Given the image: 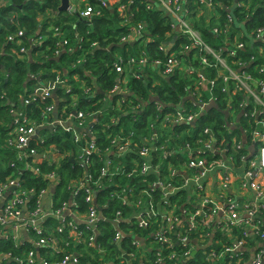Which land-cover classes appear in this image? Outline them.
I'll return each instance as SVG.
<instances>
[{
    "label": "trees",
    "instance_id": "1",
    "mask_svg": "<svg viewBox=\"0 0 264 264\" xmlns=\"http://www.w3.org/2000/svg\"><path fill=\"white\" fill-rule=\"evenodd\" d=\"M3 1L4 5L0 8V180H3L13 170L19 172L21 188L32 190L36 195L44 189L45 182L40 175H35L32 170L26 169L25 164L37 168L40 173L47 174L53 171L59 179L54 197L56 204L63 203L69 198L68 187L71 184L82 181L83 170L78 168L74 162H70L69 159L72 158L71 153L76 158V154L83 148L84 143L73 141L70 133H65L61 129L53 132L40 131V136L44 138L45 143L37 146L35 142H31L30 148H34L38 155L27 157L21 164L17 160V153L5 144L11 132L13 112L22 113V115L30 117V120L40 122L41 111L52 104L53 99H48L40 104H25L24 99L32 93L37 83L52 81L57 75L70 87L71 91L68 95H73L77 99L76 110L98 118L101 125H94L92 133L94 145L101 154L110 147L116 136L130 138L139 147L141 137H149L152 132H155L158 137L157 144L169 147L165 151L152 153L153 166L164 169L168 163L173 166L186 165L189 157H183L178 152L186 143L194 145L197 139H203L205 137L202 136L204 128L212 131L217 139V144L221 147L229 148L231 139L241 141L245 136L244 150H240L239 154L235 156L249 153L252 143L247 134L252 123L235 112V114L237 113L236 125L225 127L227 126L226 122L232 120V116L229 117L226 114L227 99L221 93L216 94L217 101L206 107L192 123L172 126L166 123V116H173L178 109L191 104L188 101L187 91L194 88L200 67L194 60L198 57L196 50L186 51L183 55L178 53L188 44V40L184 35L172 29L171 18L156 1L107 0L102 4L100 0H86L87 4H81V9L63 12L58 11L60 0ZM232 2L234 1L214 0L219 9L221 27L228 25L225 7L230 6ZM86 6H90L98 12L90 20L79 16ZM121 6L125 8L124 12L127 18L120 16L119 8ZM196 8L198 6L192 3L188 7L191 23L207 44L215 49L219 48L222 46V42L211 32L213 22H206L203 18L194 22V17L198 16L195 15ZM46 11L50 12V16L41 24L38 18L43 16ZM234 15L235 21L232 24V30L235 32L243 30L242 25L247 32L257 26H264V3L251 0L248 12L242 15L236 12ZM139 25L142 30L136 34L137 37H134L135 34L132 32L134 33ZM18 31L23 32V35L15 40L16 42L20 40V43L8 42V37L16 35ZM130 35L131 38H134L124 41L127 43L121 47L123 45L121 39ZM62 40L67 42L65 50H61L60 47ZM164 43L172 44V49L169 52L178 53L177 58L182 60L181 67L177 69L178 72L176 71L172 76H164L158 69L144 67L143 71L140 70L133 76H128V83H125L126 94H110L113 88L118 85L119 75L112 67L117 57L122 59L120 64L123 70L126 69L125 60L128 56L139 58L141 55H145L148 61L164 62L167 53L159 49V46ZM21 47L26 50L23 54L19 53ZM70 48L72 51L68 53L67 49ZM18 55H21V58ZM260 62H264V59L258 58V63ZM183 65L192 69L193 73L188 75L189 77L180 74L179 71ZM201 69L204 68L201 67ZM124 74L125 72H123ZM204 74L207 79L216 76V73L209 69H205ZM81 83L86 89L94 91L93 96L84 94L83 89L80 88ZM97 90H100L101 93H97ZM65 93L67 91L63 89L55 91V100L59 101L60 107L69 101V96ZM106 98L109 99L111 105L102 107L103 100ZM241 100V96L236 95L231 98L230 104L236 109ZM137 105L139 108L134 109ZM112 118L115 119L114 122H111ZM151 123L156 126L158 124L165 125L166 129L149 130ZM105 125L108 127L105 128ZM242 130H245L247 134H243ZM83 138L86 141L89 140L86 136ZM47 148L54 150L53 156L56 161L53 164L41 157L44 151L48 150ZM99 159L96 156L92 157L94 164L89 170V174L95 180H98L101 168ZM205 160L208 163H218L222 161V158L206 157ZM13 164L15 167L10 168ZM125 170L129 172L131 168L129 169L127 166ZM117 177L119 179L123 177L121 185L124 186L126 183L127 187L133 191V201H136L141 191L145 189L148 192L147 195L152 198L154 207L161 202L162 193L148 188L150 183L156 180L155 175L135 176L127 180L119 172ZM93 181L91 180V185H93ZM112 182L116 184L118 180L115 178ZM105 184L106 178L102 180L100 188L93 187L98 191L95 207L98 208L101 217L103 215L105 219H101L96 224L95 245L90 248L86 245L72 248L73 245L70 244L67 251L58 254L40 249L37 251L40 258L52 263L61 261L71 253H76L78 264H100L101 257L97 255V250L101 249L105 252L102 258L103 263L124 264L127 260L124 254L134 251L131 237L133 233L143 239L145 243L153 242V239L150 238L151 231L155 229L153 224L147 229H143L136 225L134 227L132 223L123 222L119 225L123 238L120 243H113L117 231L110 221L114 218V212L119 209L123 216L127 217L131 210L114 200L111 201L109 192L114 187ZM246 197L248 195L242 196V201L247 200ZM187 198L188 192L182 190L171 199V203L178 208L186 205ZM75 199L77 213L79 215L87 213L90 204L84 201L82 194L76 196ZM34 201L33 197L29 202L31 209L34 208ZM103 204H108V207L101 208ZM260 214L264 216V213ZM257 220L258 218L253 221V224L256 225ZM68 221L72 222V220ZM54 223L56 221L49 218L43 226L55 228L56 224ZM198 223L204 228L200 236L194 235L192 232L187 233L188 238L194 240L195 254L181 264H236L237 262L241 264L250 256V252L248 253L244 249L255 247L256 243L262 240L260 236H250L249 238L248 234L245 236L248 229L243 226L232 227L229 224H218L217 217L214 215H211L208 220L201 219ZM75 226L82 238H88L93 234L92 229L84 222ZM30 232L29 234H31ZM206 234L209 236H205ZM55 238L62 241V238H59L57 234H55ZM239 239L245 240L244 246L236 250L234 254H224ZM31 248L29 243L23 242L18 249H13L11 242L0 239V251L11 252L14 258H23ZM173 248L177 255L183 256L185 251L182 252L177 246ZM212 253L215 255L214 259L208 260L207 256ZM232 255H237V257H232ZM148 256L147 264H154L157 258L154 251Z\"/></svg>",
    "mask_w": 264,
    "mask_h": 264
},
{
    "label": "built area",
    "instance_id": "2",
    "mask_svg": "<svg viewBox=\"0 0 264 264\" xmlns=\"http://www.w3.org/2000/svg\"><path fill=\"white\" fill-rule=\"evenodd\" d=\"M151 1L159 3L160 7L169 15L172 20V29L187 38L188 44L178 53L183 55L186 51L196 50L198 57L194 60L198 62L200 67L194 88L187 91L188 101L191 104L178 109L173 116H166V123L170 126L192 123L206 107L217 101L216 94L221 93L227 99L226 107L228 110H225L226 114L229 117L232 116V120L227 121L225 127L229 128L236 125L237 113L250 121L252 123L250 131L247 134L245 130H242V133L248 135L252 143L250 149H253L255 154L249 158V149V153L235 156L239 154L240 150H244L245 136L241 141L231 139L229 148L221 147L208 128L203 129L202 136H205L203 139H197L194 145L186 143L178 152L183 157H189L186 165L173 166L168 163L164 169L153 166L152 153L168 149L165 145L157 144L158 137L155 132H152L149 137H141L139 147L130 138L116 136L110 147L101 154L94 145L92 133L94 125H101L98 118L76 110L77 99L73 95H68L71 89L63 79L57 75L52 81L37 83L32 93L24 99V103L40 104L51 98L53 103L41 111L40 122L30 120V117L22 115V113L13 112L11 132L5 144L17 153V160L21 164L27 157L38 155L34 148H30L31 142H35L37 146L45 143L44 138L39 136L40 132L37 133L39 129L42 131V129L47 130V127H51V130H47L49 132L61 129L65 133H70L73 141L84 143L83 148L76 154V158L71 153L73 162L83 170V177L82 181L68 187L69 198L59 204L54 202L55 189L59 184V179L53 171L47 174L40 173L37 168L25 164L26 169L32 170L35 175H40L45 182L44 189L36 195L32 190L21 188L19 172L13 170L3 180H0V239L11 242L13 249H18L23 242L32 246L23 258H14L11 252L0 251V264H78L76 253L65 256L59 262L49 263L40 258L37 251L44 249L46 252L58 254L67 251V248L71 246L70 244L73 245L72 248L81 245L90 248L95 245L96 224L101 219H105L103 215L101 217L98 208L95 207L98 191L93 187L100 188V184L105 178V185L114 187L109 192L111 201L114 200V202H118L121 206L131 210L127 217H124L119 209L114 212V218L110 222L112 225L118 223V226L113 225L117 231L113 243H120L123 238V234L119 230V225L123 222L132 223L134 227L136 225L143 229H147L151 224L155 226L150 235V238L153 239L151 243H145L136 234H132L134 251L124 254L127 259L124 264H147L148 255L152 251L157 256L154 264L184 263L195 251L194 240L189 239L187 233L192 232L194 235L200 236L204 228L198 223L199 220H208L211 215L217 217L218 224H229L232 227L243 226L248 229L245 232V236L248 234V238L260 236L261 242L256 243L246 263L241 264H264V216L260 214L264 213V62L258 63V58L264 59V26H257L248 32L243 25V30L240 29L237 32L232 30V24L235 21L234 14L238 12L239 15H242L248 12L251 0H239L237 3L233 0L234 2L230 6L225 7L228 23L226 27H221L219 24L220 13L214 0ZM258 2L264 3V0H258ZM191 3L212 14L211 18L214 20V25L211 32L217 39L221 40L222 46L215 49L207 44L194 28L191 20L189 22L188 7ZM3 5L4 1L0 0V8ZM233 5H235V10L232 12ZM121 8L125 10L123 6ZM92 14L93 9L87 6L79 16L90 20ZM121 17L127 18L125 15H121ZM141 30L142 27L139 25L134 33L131 32L135 34L134 37H137L136 34H139ZM22 35L23 32L18 31L16 35L8 37V42H16V38ZM129 37L122 38L121 42L134 38H131V35ZM244 37L245 40H243ZM16 43L19 44L20 40ZM60 44L61 50H65L67 42L62 40ZM172 46V44L167 43L159 46L161 51L167 53L164 62L148 61L145 55H141L139 58L128 56L125 60L126 69L133 70L135 74L144 67H152L159 69L164 76H172L182 64L181 58H177L178 53L169 52ZM71 51V48L67 49L68 53ZM25 52L26 50L21 47L19 53ZM249 52L252 53L249 54ZM120 63H122V59L117 57L112 65L119 75L118 85L110 92L113 95L127 93L125 83H121L123 72H126V69L123 70ZM186 69V76L193 73L189 66ZM205 69L213 70L216 76L207 79L203 75ZM80 88L83 89L84 94L93 96L94 91H90L89 88L86 89L83 83H81ZM57 89L66 90L67 93L65 94L69 96V101L63 103L61 107L59 101L55 100ZM236 95H240L242 100L238 108L235 109L230 102L231 98ZM138 108L139 105L134 107V109ZM235 112L237 113L235 114ZM114 120L112 118L111 122ZM152 124L149 125V128ZM104 127L107 128L108 125ZM77 129L81 131L78 133ZM83 136L89 140L86 141ZM47 149L41 157L53 164L56 161L53 156L54 150H52L53 148ZM93 156L100 158L98 161L101 163V168L99 169L98 180L89 174V170L94 164ZM206 157L212 159L220 157L222 161L208 163L205 160ZM127 166L129 169L131 168L129 172L125 170ZM14 167L15 164L10 168ZM119 172L127 180L135 176L155 175L156 180L150 183L148 188L162 193L161 202L154 207L153 200L147 195L148 192L145 189L141 191L144 194L140 193L137 200L133 201V191L127 187L126 183L124 186L121 185L123 177L121 179L117 177ZM235 173L239 177L236 182L249 192V199L245 201H242L241 195L233 191L234 181L232 177ZM216 175L218 176L215 177ZM210 177H215V182L211 181L207 184L204 180ZM115 178L119 184L112 182ZM91 180H94L93 185H91ZM182 190L188 192L187 202L186 205L177 208L175 204L171 203V199ZM81 194L84 201L90 204L87 213L84 215H79L76 211L75 198ZM33 197L35 198L34 208L31 209L29 202ZM107 205L103 204L101 208H107ZM45 217L56 221L54 223L56 227L43 226L45 221L41 225H37V222ZM257 218L258 222L255 225L253 221ZM68 220H72V222ZM76 221L88 225L93 234L88 238H82L81 234L77 232ZM24 234L28 237V241L22 239ZM55 234L62 238V241H58ZM205 236H209V234ZM244 241V239L237 240L224 254H234L236 250L244 246ZM174 246L180 248L182 252L185 251L182 257L176 254ZM104 254L103 250H97V255L101 257L100 264H105L102 262ZM207 257L208 260H212L215 255L212 253ZM232 257H237V255H232ZM236 264H240V262Z\"/></svg>",
    "mask_w": 264,
    "mask_h": 264
},
{
    "label": "crops",
    "instance_id": "3",
    "mask_svg": "<svg viewBox=\"0 0 264 264\" xmlns=\"http://www.w3.org/2000/svg\"><path fill=\"white\" fill-rule=\"evenodd\" d=\"M69 3H70V5H71V0H69ZM50 16V12H47L46 11V13L43 15V16H41V17H39L38 18V21L42 24V22L46 19V18H48ZM211 17V16H210ZM209 17V18H210ZM195 18H199L198 16L197 17H194V22H195ZM191 20V19H190ZM210 20V19H209ZM41 40H43V39H41ZM131 40V39H130ZM186 67L187 66H185V65H183L182 66V69L179 71L180 72V74L181 75H183V76H186V74H187V69H186ZM141 71H143V70H141ZM158 71H159V69H158ZM178 72V71H177ZM157 74H159V72H157ZM203 74V73H202ZM134 75V71L133 70H128V69H126V72H125V74L123 75V77H122V79H121V83H128V76H133ZM203 75H205V74H203ZM111 105V103H110V101H109V99L108 98H106L105 100H103V104H102V107H109ZM17 111H20V110H17ZM21 112H22V108H21ZM43 131V130H42ZM81 131V130H80ZM40 132V131H39ZM40 135H41V132H40ZM39 135V136H40ZM40 138H41V136H40ZM167 147H169L168 145H166ZM218 175H216L215 177H217ZM215 177H210L209 179H206V180H204L207 184H209L211 181H213V182H215ZM232 179H233V181H234V186H233V191L235 192V193H237V194H239V195H241V196H247V195H249V192L247 191V190H245L243 187H240V184H238L236 181L239 179V177H238V175H237V173H235V174H233V177H232ZM246 199H249V197H246ZM48 208V207H47ZM22 239L24 240V241H28L29 239H28V237L26 236V234H24L23 236H22ZM253 248L254 247H252V248H250V249H246V251L249 253H251L252 251H253Z\"/></svg>",
    "mask_w": 264,
    "mask_h": 264
},
{
    "label": "rangeland",
    "instance_id": "4",
    "mask_svg": "<svg viewBox=\"0 0 264 264\" xmlns=\"http://www.w3.org/2000/svg\"><path fill=\"white\" fill-rule=\"evenodd\" d=\"M101 1V3L102 4H104L105 3V1H107V0H100ZM70 4V3H69ZM81 4H87L86 3V0H71V5H70V8H69V10L68 11H74V10H77V9H81L80 8V6H81ZM87 7V6H86ZM90 7V6H89ZM122 7V6H121ZM119 8V14H120V16L121 15H125V12H124V10H122V8ZM91 8V7H90ZM231 10H232V12L235 10V5H233L232 6V8H231ZM98 14V12L94 9L93 10V14H92V17L93 16H95V15H97ZM195 15H198V17H200V18H195V21H199V19H201V18H203L204 19V21H209V22H213L214 20H213V18H211L210 16L212 15L209 11H207V10H205V9H202V8H196V13H195ZM91 17V18H92ZM210 17V18H209ZM210 19V20H209ZM189 20V22H190V18L188 19ZM214 23V22H213ZM127 41H129V40H127ZM123 43H127V42H123ZM18 57L19 58H21V55H18ZM163 124V123H162ZM156 128H158L159 130L160 129H166V127H165V125H159L158 124V126H156L155 124H152L151 126H150V129L149 130H153V129H156ZM247 261V260H246ZM246 261H244V262H242V263H246Z\"/></svg>",
    "mask_w": 264,
    "mask_h": 264
},
{
    "label": "water",
    "instance_id": "5",
    "mask_svg": "<svg viewBox=\"0 0 264 264\" xmlns=\"http://www.w3.org/2000/svg\"><path fill=\"white\" fill-rule=\"evenodd\" d=\"M237 1H238V0H235V3H237ZM69 8H70L69 0H60V4H59V7H58V11H59V12L67 11V10H69ZM125 44H126V43H123V45H121V47H123ZM97 93H101V91H100V90H97ZM42 130H45V129H42ZM47 130H51V127H47ZM39 131H41V130L39 129V130L37 131V133H39ZM76 131H77L78 133L80 132L78 129H77ZM254 154H255V151H254L253 149H250V157H249V158H251ZM69 160H70V162H73V159H72V158H70ZM48 218H49V217H45V218L39 220V221L37 222V225H41V224H42L44 221H46ZM99 218H100V217H99ZM76 224H82V223L76 221ZM113 225H114L115 227H117V226H118V223H113ZM194 254H195V251L192 252V256H193Z\"/></svg>",
    "mask_w": 264,
    "mask_h": 264
}]
</instances>
